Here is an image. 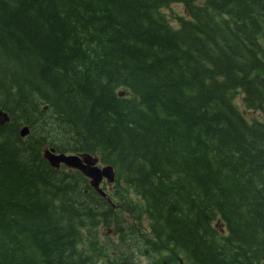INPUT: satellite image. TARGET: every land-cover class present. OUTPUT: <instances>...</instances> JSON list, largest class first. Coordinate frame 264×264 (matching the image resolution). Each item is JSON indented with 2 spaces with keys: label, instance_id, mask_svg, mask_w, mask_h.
<instances>
[{
  "label": "trees",
  "instance_id": "16d2710c",
  "mask_svg": "<svg viewBox=\"0 0 264 264\" xmlns=\"http://www.w3.org/2000/svg\"><path fill=\"white\" fill-rule=\"evenodd\" d=\"M169 1L0 0V264H264V0Z\"/></svg>",
  "mask_w": 264,
  "mask_h": 264
},
{
  "label": "water",
  "instance_id": "95a60500",
  "mask_svg": "<svg viewBox=\"0 0 264 264\" xmlns=\"http://www.w3.org/2000/svg\"><path fill=\"white\" fill-rule=\"evenodd\" d=\"M8 119V114L0 109V124L5 123ZM27 131V126L21 128L22 135L26 134ZM51 151H54L53 148H51ZM45 154L52 165H58L60 161H64L69 165L80 168L88 176L92 177L90 183L101 193L103 192L101 188L98 187V184L100 183L102 175L107 176L109 180L113 178L112 166L105 165L104 167L100 168L99 166L94 165L95 158H92L90 154H82V158L78 155H65L64 153L54 154L49 150H46ZM84 157L86 160H84ZM87 157H89L90 159L87 160Z\"/></svg>",
  "mask_w": 264,
  "mask_h": 264
},
{
  "label": "rangeland",
  "instance_id": "374dc122",
  "mask_svg": "<svg viewBox=\"0 0 264 264\" xmlns=\"http://www.w3.org/2000/svg\"><path fill=\"white\" fill-rule=\"evenodd\" d=\"M169 2H170L169 0H166V4L164 5V7L161 8V11L168 18V20H170V22H172L173 24H177L179 16H186L183 3L172 2L169 6H167ZM236 99L240 109L244 111L246 118L250 119L252 116H257L264 120V115H262V113L259 110L249 109L245 107L242 101V93H238L236 95ZM89 159L90 158L87 157V160ZM137 227L140 228L141 226L137 225ZM130 261H131L130 258L126 257V262H128V264ZM155 264H161V263L159 261H156Z\"/></svg>",
  "mask_w": 264,
  "mask_h": 264
},
{
  "label": "bare ground",
  "instance_id": "6f19581e",
  "mask_svg": "<svg viewBox=\"0 0 264 264\" xmlns=\"http://www.w3.org/2000/svg\"><path fill=\"white\" fill-rule=\"evenodd\" d=\"M84 160H86L85 157H84Z\"/></svg>",
  "mask_w": 264,
  "mask_h": 264
}]
</instances>
